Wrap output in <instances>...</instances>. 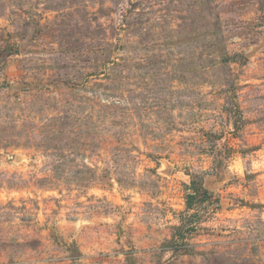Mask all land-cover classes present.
I'll return each instance as SVG.
<instances>
[{
  "label": "rangeland",
  "instance_id": "rangeland-1",
  "mask_svg": "<svg viewBox=\"0 0 264 264\" xmlns=\"http://www.w3.org/2000/svg\"><path fill=\"white\" fill-rule=\"evenodd\" d=\"M0 264H264V0H0Z\"/></svg>",
  "mask_w": 264,
  "mask_h": 264
},
{
  "label": "trees",
  "instance_id": "trees-1",
  "mask_svg": "<svg viewBox=\"0 0 264 264\" xmlns=\"http://www.w3.org/2000/svg\"><path fill=\"white\" fill-rule=\"evenodd\" d=\"M195 195L194 194H188V196H187V204L188 205H191V202L193 201V199L195 198L194 197ZM173 242V241H172ZM173 244H175V243H173Z\"/></svg>",
  "mask_w": 264,
  "mask_h": 264
}]
</instances>
